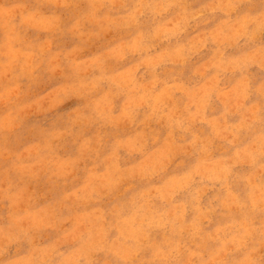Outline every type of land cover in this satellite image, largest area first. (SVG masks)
Instances as JSON below:
<instances>
[{
	"label": "rangeland",
	"instance_id": "374dc122",
	"mask_svg": "<svg viewBox=\"0 0 264 264\" xmlns=\"http://www.w3.org/2000/svg\"><path fill=\"white\" fill-rule=\"evenodd\" d=\"M0 264H264V0H0Z\"/></svg>",
	"mask_w": 264,
	"mask_h": 264
}]
</instances>
